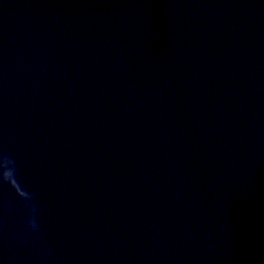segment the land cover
I'll use <instances>...</instances> for the list:
<instances>
[{"label": "water", "instance_id": "95a60500", "mask_svg": "<svg viewBox=\"0 0 264 264\" xmlns=\"http://www.w3.org/2000/svg\"><path fill=\"white\" fill-rule=\"evenodd\" d=\"M0 153V264H264V0H0Z\"/></svg>", "mask_w": 264, "mask_h": 264}, {"label": "clouds", "instance_id": "9594fccd", "mask_svg": "<svg viewBox=\"0 0 264 264\" xmlns=\"http://www.w3.org/2000/svg\"><path fill=\"white\" fill-rule=\"evenodd\" d=\"M18 176L19 170L15 160L7 154L0 153V183L7 184L15 191L17 198L23 202L24 208L28 211L25 220L26 230L38 235L41 232V225L38 220L39 208L35 204V196L23 187ZM21 191L24 193L23 195L20 194ZM16 239L22 243L28 242L22 234H17ZM43 255L46 258H51L52 253L50 250H45Z\"/></svg>", "mask_w": 264, "mask_h": 264}]
</instances>
